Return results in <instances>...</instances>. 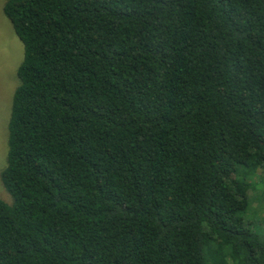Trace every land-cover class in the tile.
Returning a JSON list of instances; mask_svg holds the SVG:
<instances>
[{
  "label": "trees",
  "instance_id": "obj_1",
  "mask_svg": "<svg viewBox=\"0 0 264 264\" xmlns=\"http://www.w3.org/2000/svg\"><path fill=\"white\" fill-rule=\"evenodd\" d=\"M2 11L23 58L0 264H264V0Z\"/></svg>",
  "mask_w": 264,
  "mask_h": 264
},
{
  "label": "rangeland",
  "instance_id": "obj_2",
  "mask_svg": "<svg viewBox=\"0 0 264 264\" xmlns=\"http://www.w3.org/2000/svg\"><path fill=\"white\" fill-rule=\"evenodd\" d=\"M4 0H0V172L6 165L7 152V124L10 115V107L13 91L19 83L16 75L17 67L23 58V45L14 32L11 23L3 14L2 6ZM261 178V171L252 177V181L257 182ZM263 188H256L253 191L250 210L248 215L251 219L259 222V218L264 217ZM0 198L6 202L11 197L4 189L0 180Z\"/></svg>",
  "mask_w": 264,
  "mask_h": 264
}]
</instances>
